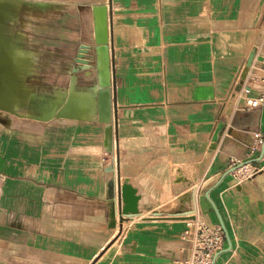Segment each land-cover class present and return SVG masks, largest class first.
Listing matches in <instances>:
<instances>
[{
  "label": "crops",
  "instance_id": "1",
  "mask_svg": "<svg viewBox=\"0 0 264 264\" xmlns=\"http://www.w3.org/2000/svg\"><path fill=\"white\" fill-rule=\"evenodd\" d=\"M102 5L112 27L113 155L104 125L50 120L70 135L78 129V153L69 141L62 156L46 145L50 174L36 165L34 179L2 176L0 264H175L193 253L189 220L175 216L222 227L212 203L227 231L223 250L227 233L232 243L214 264H264L262 146L250 154L264 133V104L247 110L234 93L256 49L244 86L264 96V0H0V112L40 120L66 101ZM118 176L137 189L139 214L113 227Z\"/></svg>",
  "mask_w": 264,
  "mask_h": 264
},
{
  "label": "water",
  "instance_id": "2",
  "mask_svg": "<svg viewBox=\"0 0 264 264\" xmlns=\"http://www.w3.org/2000/svg\"><path fill=\"white\" fill-rule=\"evenodd\" d=\"M110 7L108 5L96 6L93 8L95 39L94 45H81L75 58V66L72 69L70 86L66 101L62 104L56 102L54 107L40 120H67V121H87L98 122L105 126L104 128V151L108 155H113L114 121L116 124L117 103L115 99L116 83L112 66V27L110 18ZM257 50L254 49L250 54L245 69L241 74L239 84L235 91L239 93L242 90L248 73L253 66ZM91 78V84L88 86L80 85L81 77ZM13 98V97H12ZM16 102H9L10 107H15ZM1 106V105H0ZM10 111V110H9ZM213 145L212 149L216 148ZM264 157V142L262 145L261 161ZM248 163H242L230 170L234 173ZM209 198V196H208ZM112 220L113 227L116 226V219L120 226L139 214V201L137 189L129 183H121L119 176L117 179V199L118 208L114 205V191L111 192ZM213 207L219 217L221 225L226 231L224 221L214 203ZM188 213L180 211L175 218H188ZM228 249L219 252L212 264L224 252L232 248L231 239L227 233Z\"/></svg>",
  "mask_w": 264,
  "mask_h": 264
},
{
  "label": "rangeland",
  "instance_id": "3",
  "mask_svg": "<svg viewBox=\"0 0 264 264\" xmlns=\"http://www.w3.org/2000/svg\"><path fill=\"white\" fill-rule=\"evenodd\" d=\"M54 58L55 68L53 71H55V74H63L64 69L62 67L65 62L58 60V58L56 59V57ZM58 78L63 79V76L60 75ZM17 111L20 114L4 110L0 112V184L2 176L34 179L36 165H38L37 171H41L42 165L43 172L48 173L47 170L50 169V157L47 154L46 145L50 146V154L62 156L66 153L68 141L72 144L71 153L74 154H77L78 150L73 149L76 147L73 144L81 141L78 129L74 130V128H71L72 132L70 135L68 130L56 126L54 121L46 122L33 119L26 116L27 112L24 109H18ZM53 127L55 128L50 130ZM41 136L42 139H40ZM36 141L39 144L34 149ZM45 142H50V144H46ZM54 143L55 145L51 148V145ZM52 159L51 164L57 166L59 162Z\"/></svg>",
  "mask_w": 264,
  "mask_h": 264
},
{
  "label": "built area",
  "instance_id": "4",
  "mask_svg": "<svg viewBox=\"0 0 264 264\" xmlns=\"http://www.w3.org/2000/svg\"><path fill=\"white\" fill-rule=\"evenodd\" d=\"M258 80L264 82V70L262 76ZM234 93L235 95L238 94L235 90ZM239 93H241L242 95L244 94L246 96L244 103H245V108L247 110L255 109L258 107V105L264 104V96H260L257 99L249 97V95L251 94V89L249 87H245L243 85L242 90ZM255 138L256 141L250 147V154L263 145L264 133L256 134ZM262 160L264 161V157ZM239 176L240 178L245 179L247 177V174L243 172L240 173ZM189 215L190 216L186 218L189 220V223H188V229L185 231V236L186 238L192 237L193 253L190 258L184 261H178L175 264H212L215 256L219 252H221L224 248L225 236L223 234V229L220 225L210 226L206 224L204 221L197 220L194 214H189Z\"/></svg>",
  "mask_w": 264,
  "mask_h": 264
},
{
  "label": "bare ground",
  "instance_id": "5",
  "mask_svg": "<svg viewBox=\"0 0 264 264\" xmlns=\"http://www.w3.org/2000/svg\"><path fill=\"white\" fill-rule=\"evenodd\" d=\"M183 200H184V202H186V201L188 200V197H186V198L184 197V199H183ZM124 226H125V225H124Z\"/></svg>",
  "mask_w": 264,
  "mask_h": 264
}]
</instances>
